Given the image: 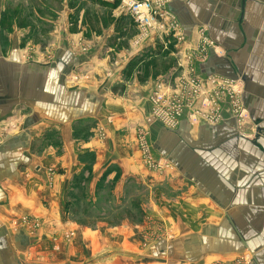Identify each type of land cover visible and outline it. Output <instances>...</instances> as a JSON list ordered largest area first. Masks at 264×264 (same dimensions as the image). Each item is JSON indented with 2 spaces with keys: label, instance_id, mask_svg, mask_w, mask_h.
Masks as SVG:
<instances>
[{
  "label": "crops",
  "instance_id": "obj_1",
  "mask_svg": "<svg viewBox=\"0 0 264 264\" xmlns=\"http://www.w3.org/2000/svg\"><path fill=\"white\" fill-rule=\"evenodd\" d=\"M75 1L77 20L87 7L103 16L81 28L87 56L62 47L51 70L21 63L24 35H11L8 55L0 42V123L16 107L30 113L21 132L0 144V264H233L243 256L264 264V0H167L180 44L143 35L121 0ZM197 48L206 49L196 66L201 76L241 87L247 131L245 119L197 127L182 120L172 130L151 119L141 101L151 81L133 72H162L157 60L170 74ZM139 126L171 172L139 164ZM106 191L112 203L101 212ZM126 204L118 226L100 223ZM26 215L41 220L37 236L12 226ZM65 234L72 236L65 241Z\"/></svg>",
  "mask_w": 264,
  "mask_h": 264
},
{
  "label": "rangeland",
  "instance_id": "obj_2",
  "mask_svg": "<svg viewBox=\"0 0 264 264\" xmlns=\"http://www.w3.org/2000/svg\"><path fill=\"white\" fill-rule=\"evenodd\" d=\"M0 42L2 44L3 53L4 55H8L10 52V49L12 47V41H11V35L13 34H21L24 35V37H20L19 42V52L21 53L22 59H20L21 63L23 65L28 64H36L38 66L44 67L46 69L51 70L58 65V58L56 57L55 52L58 51L60 48L65 47V51L68 50L71 55L73 56H87L89 54V51L91 50V44L86 42L85 38L81 35L82 33V27L86 30L87 25L91 26L93 22L97 21L99 18L102 20L103 16L99 15V12L94 13L92 8L87 7L85 8V11H83L81 18L76 19L75 15L77 13L76 8L77 4L75 3V0H67V4L64 5V0H0ZM11 1V3H10ZM92 2V1H90ZM93 3V2H92ZM9 21L6 25H4L2 20ZM77 23L80 24V30L77 32ZM93 26V25H92ZM63 28V29H62ZM84 30V33L87 35H90ZM94 31V28H93ZM140 31V30H139ZM60 32L63 33V37ZM137 35L140 33L137 32ZM78 37V38H77ZM165 45L168 46L169 44L165 42ZM202 45L209 46L206 42H202ZM215 47V46H214ZM206 50V49H205ZM205 50L203 54L201 55L200 61L203 62L206 58ZM140 59L137 55V58L133 61V63H139ZM154 62L155 60H149L146 61L147 65L149 63ZM159 64V73H156L154 76H145L144 72H140V70H136L133 72V77H137L139 81L142 82V75L144 78H149L150 83L148 84L149 89L146 94V98L142 99L141 101L147 102L149 104V115L153 122L157 125H159L161 128L172 130L176 127H168L164 126L157 120H155L153 115H151V105H150V99L152 97L153 90L155 88V84L159 77H167L170 74H167L166 71H163L162 68V62H157ZM164 63V62H163ZM176 65H184L185 59L183 57L176 59ZM164 65V64H163ZM136 66V65H135ZM134 66V67H135ZM182 70L178 71V74H176L170 81H167L166 87L164 88L166 92H168V97L175 98L177 95L179 97H182L183 90L187 91L182 85L183 82H185V76L187 73H183ZM197 75H200L199 72L196 73ZM190 76V75H189ZM188 76V77H189ZM193 76V74H191ZM201 76V75H200ZM209 76H201L204 79ZM214 76V75H213ZM71 77V75H70ZM75 79V78H74ZM134 79V78H133ZM203 79V80H204ZM75 81V80H73ZM179 81V82H178ZM70 82V81H68ZM72 82V80H71ZM144 84V83H143ZM72 86V85H71ZM204 95L199 90L195 93V90L193 91L194 99L196 100V103L192 105L191 108L185 109V113L183 115V118L180 119V121L185 120L190 126H217L221 124L222 122L226 121L225 118H223L221 121L216 119L217 114V104L213 101L215 100L218 102V98L220 96L223 97L221 90L224 87H220L219 85H209L208 82H204ZM240 86L241 83H240ZM235 89V96L239 98V101L237 103V110L231 107L230 117L235 121L234 116L236 114L240 115L242 113L243 119H245V122L243 123V128L247 131V121L249 120V114L246 110V108L243 106V102L241 100L242 91L241 87L236 86ZM210 100H209V99ZM193 99V97H192ZM213 99V100H212ZM239 104V105H238ZM240 106V107H239ZM225 107H222L224 109ZM242 108L243 110H241ZM7 110V109H6ZM10 115L8 118L4 119V122L0 123V144L5 141L6 138L11 137L14 134H17L18 132H21V123L24 118H27L30 116V113L27 112L26 109H23L20 107L18 109L17 107L14 108L11 112H9ZM153 116V117H152ZM25 120V119H24ZM180 121L178 123H180ZM211 121V122H210ZM218 123H215L217 122ZM244 121V120H243ZM178 125V124H177ZM94 128L96 131V135L100 139V141L105 142L107 141V132L104 130L101 132V135H99L100 129ZM136 136H135V146L137 147L139 158L138 162L139 164L144 168L146 167V160H144L146 157L144 154L145 150H148V155L152 159L159 160L162 165H164L163 173L164 172H171L172 166L170 163L165 160L164 158L160 157L158 154V157H156L155 152L153 148L152 143H150L148 138V131L145 127L139 126L136 129ZM250 132L247 133L249 136L252 135V129H249ZM238 134H242L240 130H237ZM147 169V168H146ZM48 170V176L50 179L54 176L55 171L52 168L47 169ZM150 172H153L149 169H147ZM157 173V172H155ZM162 173V174H163ZM159 174V173H158ZM84 194H89V190L87 187L83 188ZM113 190V189H112ZM110 200V201H109ZM111 200L112 197H109L107 194V191L104 194L103 200H100V204L98 205V208L100 211L110 210L111 206ZM130 204L123 205L121 207H117L116 209L111 211L110 217H101L100 223L105 224L107 226L113 227L115 225L118 226L119 220H122V218H119V216L126 213L129 208ZM133 208V205H132ZM136 212H139V210H136ZM41 220L34 216H22L18 221H15L12 223V226L14 228L18 229H24L29 236H37V232L39 229H41ZM95 224L97 222H94ZM166 234V231H164ZM72 235L66 236L64 235V240H68V238ZM150 236V235H149ZM167 236V235H166ZM171 237V236H168ZM174 237V236H173ZM58 235H52L51 236V243H52V251L54 253H57L59 251L58 246ZM153 240H157V236L152 235ZM104 254V253H103ZM102 256V255H101ZM251 257L243 256L240 257L239 260H237L233 264H247L250 263ZM217 264V263H216Z\"/></svg>",
  "mask_w": 264,
  "mask_h": 264
},
{
  "label": "built area",
  "instance_id": "obj_3",
  "mask_svg": "<svg viewBox=\"0 0 264 264\" xmlns=\"http://www.w3.org/2000/svg\"><path fill=\"white\" fill-rule=\"evenodd\" d=\"M166 1L167 0H121L120 8L130 16L133 23L143 35L150 32L155 34L160 33L164 34L166 38L174 37L176 42L180 44L181 38L175 36L178 26L166 13V10L163 7L164 2ZM163 45L166 46L165 44ZM208 45L210 46V44ZM203 52L204 49L198 48L195 51L189 52L190 54L185 55L184 65H178V69L172 70L170 76L168 75V78L159 77L157 80L150 99L151 115H153L154 117H152L164 126L168 125L173 128L177 126L180 119L183 118L185 109L191 108L192 105L196 103V100L194 99L195 93L200 90L204 95L203 85L205 81L208 82L209 85H219L220 87H224L222 88L223 90H221V95H223V97L220 96L218 102L212 99L217 104V114L215 116L217 120L221 121L223 118L226 119L227 117H230L231 107L232 109L235 108L237 110L239 98L235 96L234 87L238 86L236 81L221 76H210L204 79L196 74L198 72L196 66L201 63L200 59ZM179 70H182L183 73H187V75H184L185 82L182 83L187 91L183 90L182 97L177 95L175 98H170L167 96L168 92H166L164 88L166 87L167 81H170L176 74H178ZM191 74H193V76H191ZM192 90H195L194 94ZM222 107L225 108L222 109ZM240 109L243 110L242 108ZM234 119L238 125H241V122L244 120L242 113L240 115L236 114ZM215 123H218V121ZM101 132L103 131L100 130L99 135H101ZM144 154L148 156L144 159L146 160L147 169L162 174L163 169H165L164 165L158 162L159 160L150 158L148 150H145Z\"/></svg>",
  "mask_w": 264,
  "mask_h": 264
}]
</instances>
